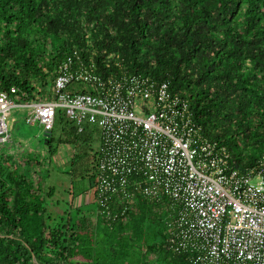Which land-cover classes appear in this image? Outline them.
Segmentation results:
<instances>
[{
    "label": "trees",
    "instance_id": "16d2710c",
    "mask_svg": "<svg viewBox=\"0 0 264 264\" xmlns=\"http://www.w3.org/2000/svg\"><path fill=\"white\" fill-rule=\"evenodd\" d=\"M76 52L89 65L169 80L241 169L264 155V0H0V92L51 98ZM96 141L98 126L78 132L61 109L46 139L49 154L70 145L91 162L97 202ZM18 146L0 148L1 264H189L173 247L169 198L117 199L118 217L107 220L98 202L57 200L47 162Z\"/></svg>",
    "mask_w": 264,
    "mask_h": 264
},
{
    "label": "built area",
    "instance_id": "2783aa9c",
    "mask_svg": "<svg viewBox=\"0 0 264 264\" xmlns=\"http://www.w3.org/2000/svg\"><path fill=\"white\" fill-rule=\"evenodd\" d=\"M110 64H86L76 52L60 64L51 98L17 102L0 92V143L11 140L13 108L29 110L26 122L47 134L63 108L78 132L88 123L101 131L97 202L107 220L118 217L117 199L167 197L173 247L189 264H264V155L241 169L169 80L117 73Z\"/></svg>",
    "mask_w": 264,
    "mask_h": 264
},
{
    "label": "rangeland",
    "instance_id": "374dc122",
    "mask_svg": "<svg viewBox=\"0 0 264 264\" xmlns=\"http://www.w3.org/2000/svg\"><path fill=\"white\" fill-rule=\"evenodd\" d=\"M61 110L65 111L63 108ZM28 111L24 108H13L10 111L6 121L11 132V139L15 138L17 144L12 140L4 144L0 143V148L7 149L20 144L18 146L20 149H24L43 163L47 162L46 166L51 171V178L48 180L49 183L54 182L56 185L57 200L62 199L63 203L74 204L73 206L84 204V208L89 210L97 209L95 187L90 186L91 180L92 182L95 180L92 177L91 162L84 156H77L75 159L76 151L70 145H60L55 155L49 154L46 142L47 133L39 122L35 124L26 122ZM54 145L56 146V144ZM99 145V141L94 143L95 152Z\"/></svg>",
    "mask_w": 264,
    "mask_h": 264
},
{
    "label": "crops",
    "instance_id": "0c3cea01",
    "mask_svg": "<svg viewBox=\"0 0 264 264\" xmlns=\"http://www.w3.org/2000/svg\"><path fill=\"white\" fill-rule=\"evenodd\" d=\"M29 113H30V111H28V114H29ZM28 114H27V115H28ZM27 115H26V116H27ZM12 140H13V141H12ZM10 141H12L13 143L17 144L16 141H15V138H13V137H12V139H11Z\"/></svg>",
    "mask_w": 264,
    "mask_h": 264
},
{
    "label": "bare ground",
    "instance_id": "6f19581e",
    "mask_svg": "<svg viewBox=\"0 0 264 264\" xmlns=\"http://www.w3.org/2000/svg\"><path fill=\"white\" fill-rule=\"evenodd\" d=\"M51 96V95H50ZM46 99V98H45ZM44 135H45V133H44Z\"/></svg>",
    "mask_w": 264,
    "mask_h": 264
},
{
    "label": "water",
    "instance_id": "95a60500",
    "mask_svg": "<svg viewBox=\"0 0 264 264\" xmlns=\"http://www.w3.org/2000/svg\"><path fill=\"white\" fill-rule=\"evenodd\" d=\"M1 264V263H0Z\"/></svg>",
    "mask_w": 264,
    "mask_h": 264
}]
</instances>
